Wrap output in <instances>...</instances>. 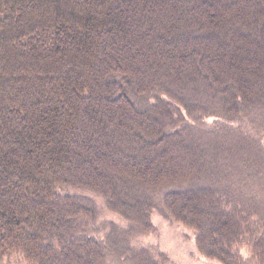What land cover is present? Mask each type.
<instances>
[{"label": "trees", "instance_id": "16d2710c", "mask_svg": "<svg viewBox=\"0 0 264 264\" xmlns=\"http://www.w3.org/2000/svg\"><path fill=\"white\" fill-rule=\"evenodd\" d=\"M154 204L264 264V0H0V264H168Z\"/></svg>", "mask_w": 264, "mask_h": 264}, {"label": "rangeland", "instance_id": "374dc122", "mask_svg": "<svg viewBox=\"0 0 264 264\" xmlns=\"http://www.w3.org/2000/svg\"><path fill=\"white\" fill-rule=\"evenodd\" d=\"M239 161L240 160L234 162L233 179L235 183L241 184L244 181V178L241 171L236 167L241 166ZM226 179L228 180V178ZM163 185L164 186L159 190L166 191L169 189L167 188L168 185ZM73 186V184L63 186L62 190H60V194H65L63 196H74V194L82 196L84 195L82 193H87L84 188L76 189ZM157 196L160 197V195ZM258 200H260V198H258ZM97 202L99 203L100 200ZM101 202L100 207L102 205ZM196 205L198 206L199 204ZM158 206L159 205L157 204L152 206L151 222H153L154 227H152V230L146 232L147 235L140 237L139 234L136 238H134L133 244L135 247H152L157 249L159 252L165 254L169 259L168 264H218L214 261L206 259L199 251H197L195 246L194 231L191 228L176 221H168L164 218V214H162L161 210L157 211ZM125 224L127 227L125 230H128V223L122 221L118 216L114 215L110 211L99 208L94 214L93 220L88 223V227H90L89 231L92 233V236L100 240L105 239L106 234L108 233L113 234L114 231L119 232L120 230L118 227L121 228L120 226H125ZM17 264L25 263L19 261ZM106 264L120 263L117 260H109Z\"/></svg>", "mask_w": 264, "mask_h": 264}]
</instances>
